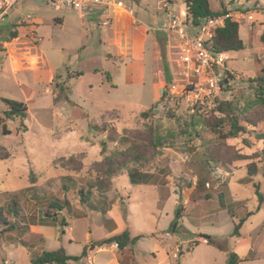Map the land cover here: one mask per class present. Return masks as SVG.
Returning <instances> with one entry per match:
<instances>
[{
    "label": "rangeland",
    "instance_id": "rangeland-1",
    "mask_svg": "<svg viewBox=\"0 0 264 264\" xmlns=\"http://www.w3.org/2000/svg\"><path fill=\"white\" fill-rule=\"evenodd\" d=\"M121 1H132L135 15L144 16L143 9L134 0ZM156 1L145 0L151 5ZM174 1L175 13L183 29L194 34L196 28L190 19L187 21L183 2ZM208 1L212 11H218L222 6L239 24V34L246 48L239 53H229L226 68L233 72L229 85L234 97L230 98L243 106V100L252 95L248 80L264 74L261 71V67L264 69V48L260 42V36L264 35V0ZM236 12L256 14L254 20L244 17L235 19ZM64 13L63 9L55 11L46 0H18L0 24V118L9 131V134L3 135L0 126V156L7 154L6 159L0 160V204L6 194L19 193V214L10 219L22 226L20 231L8 234H28L25 225L32 221L36 212H42L41 206L46 205L47 199L68 200L69 209H63L56 217L59 226L57 239H44L39 244L40 250L63 248L70 256H80L86 247L94 264L106 263L112 258L111 254L94 252L89 245L90 241L108 236L101 218L103 200L107 197L104 195L101 201L94 202L93 209L90 207L92 201L79 204L75 190L87 184V178L102 169L104 157L129 148V140L143 136L141 133L152 124L165 131L173 129V145L166 144L157 150L145 144L140 146L141 160L126 162L119 175L112 178L116 188L122 184L128 188L125 193L118 191L123 199L120 193L116 194L113 203L115 213L120 211L127 216V224H131L135 236L149 233L133 244L130 260L134 264H153L158 260L160 251L155 249V245L173 244L178 238L172 253L175 260L171 259V264H227L228 255L235 253L233 249L237 240L248 234L253 239L252 251H249L246 260L236 264H264L263 253L257 248L262 246L258 234L262 236L264 230V178L259 174L249 177L245 169L250 162L258 163L259 158L230 161L236 155L259 153L263 148L262 141L256 140L254 135L220 140L211 131H201L199 137L192 139L179 135L177 123L193 114L210 112L219 100L191 108L184 103L183 97L166 95L165 91L172 86L182 92L186 85L175 35L156 32L164 38L160 42L165 48L164 57L160 62L153 61L151 45L147 41L145 46L149 53H146L141 66L136 62L128 63L127 59L118 60L115 50L105 44L100 45L98 33L81 27L77 16L72 15L58 24L56 19ZM27 17L40 21L36 29L19 23L27 21ZM156 18L153 16L151 19L155 28L161 24ZM13 32L15 37L11 35ZM10 60L18 64L14 65V70H18L20 65L28 70L24 68V71L13 72ZM37 66L41 68L31 71ZM115 67L121 68L120 72ZM127 69L130 70V80L124 71ZM157 71L162 72L165 83L155 94L153 83L158 81ZM49 74L54 75L53 83L48 81ZM77 79L80 81L77 82ZM3 99L24 103L26 117L6 119L3 113L7 106ZM153 105L152 113L141 117V113ZM259 112L255 114L257 127L252 130L264 133L263 114ZM204 152L213 156L210 159L217 160L211 162L214 176L204 189L195 191L196 170ZM128 169L151 174L155 181L150 183L155 184L152 186L157 189L147 186L139 189L128 185ZM64 177L74 181H70L74 189L71 187L72 190L64 191L63 185L69 186V180ZM29 187L35 188L40 200L23 195L22 192ZM128 197H139L147 209L166 202L161 218L154 221L152 216L150 221L153 225L142 222L144 225L141 227V215L136 217L125 212L119 203L120 200L127 202ZM174 197L178 199L176 208L172 206ZM220 200L225 208H222ZM177 209L182 210L181 223H176L173 229L171 224L178 220ZM244 217L246 221L238 230L239 236L233 235L234 225ZM62 219H65L63 227L60 223ZM166 233L171 238H167ZM203 236L219 242L222 250L207 244ZM36 247L27 249L25 244L10 242L5 234H0V264H30L29 256L38 252ZM69 264L88 262L84 256L80 261Z\"/></svg>",
    "mask_w": 264,
    "mask_h": 264
},
{
    "label": "trees",
    "instance_id": "trees-1",
    "mask_svg": "<svg viewBox=\"0 0 264 264\" xmlns=\"http://www.w3.org/2000/svg\"><path fill=\"white\" fill-rule=\"evenodd\" d=\"M183 4L185 5L186 19L187 21L190 19L191 24L193 25H198L202 20L208 18H215L227 14V11L222 6L220 10L212 11L210 9L208 0H183ZM11 35L12 37H15L16 34L13 32ZM260 42L264 48V35L260 36ZM211 47L216 52L239 53L244 51L246 46L239 34V24L231 19H225L223 25L214 31ZM261 71H264L262 67ZM231 77L232 76L229 73H226L225 84L222 86V94L213 110L205 114L196 113L191 115L187 120L177 123V129L179 130V135H186L189 139L199 137L201 131H211L220 140L238 139L243 135H254L256 140H260L263 143V148L260 150V152L254 153L251 156L236 155L235 158L230 161L250 160L255 157L259 158L258 163L250 162L246 165L245 169L249 177H256L259 174L260 177L264 178V133L252 130L253 128L257 127L258 124L257 118L255 116V114L259 112L258 110L262 111V113H259L261 115L263 114L264 119V74L248 80L249 89L251 90L252 95L246 100H243V106L230 98L232 96V89H230L229 85ZM232 97H234V95ZM2 101L7 106V110L3 113L6 119H10L12 117L24 119L26 117V106L24 103L9 99H3ZM154 107L155 105L150 107L147 111L142 112L141 117L151 114ZM0 126L2 127L1 131L3 135L9 134V131L7 130L2 118H0ZM141 134L143 136L134 137L129 140V148H126L124 151L114 152L113 154L104 157L103 161L101 162L102 169L97 170L93 176L88 177L86 181L87 184L80 186L75 190L78 194L79 204L84 205L92 201L90 207L95 209L93 203L101 201L102 197L111 190L112 178L119 175V170L124 166L123 164L131 160H141L143 154L140 152V146L145 144L150 146L152 149L157 150L161 147L164 148L166 144L171 146L174 143L175 132L173 129L165 131L161 130L158 126L151 124L147 126L144 130V133L142 132ZM243 141L245 145H247V140L244 139ZM6 155L0 156V160L6 159ZM200 156H202V158H200V164L196 170L197 177L195 182V191L204 189L205 185L208 184L210 179L214 176L211 170V162L217 161L210 159V157L213 156L211 154H207L206 152L201 153ZM122 160L123 162H121ZM126 177L128 178V181L131 185H147L152 180L153 183L155 181V178L151 174L139 171L137 169H128L126 171ZM64 179L69 180V186H67V184L63 185L64 191L68 192L71 187L74 189V184L70 182L73 180H71L69 177H64ZM255 187L257 188L258 184L255 185ZM22 193L23 195L28 194L34 197L33 199L36 200L41 199V197L35 192L34 187L26 188ZM256 193L259 195L258 191ZM5 196V200L0 204V227H3L0 229V234H5L6 239L10 242H13L15 239H17V241L25 244L27 249L31 247V249H33V245H37L38 242H42V239L39 236L30 233L23 236V232L21 233V236H13L8 234L16 230L20 231L22 226L18 224L16 225L17 221L10 219V217L14 218L19 214V193L14 192L6 194ZM93 196L94 198H92ZM206 198H208L207 195ZM259 200L262 201L260 195ZM103 201L106 203V198ZM219 203L221 204L222 208H225L221 200ZM105 206L106 204L104 207ZM69 207L70 203L68 200L60 201L51 198L47 199L46 205L44 207L41 206V209H43V214L45 217L57 222V215L63 209H69ZM181 211V209H177V219L181 217ZM229 214L233 218V214L230 211ZM245 221L246 218L244 217L234 225L233 235L239 236L238 230ZM60 223L61 226H64L65 220L62 219ZM175 225L176 220L171 224V227L174 229ZM139 238L140 237L131 238L128 231L124 230L118 235H113L99 242H92L90 247L94 248L115 244L119 250H122L128 245H133L136 241H138ZM203 238L206 240L207 244L222 250V246L219 242L213 240L209 236H203ZM27 239H30V241H26ZM86 249V247L83 248L80 256H69L62 248L50 251H42L40 253H31L29 256V262L30 264L76 263L80 261L81 257L86 256ZM228 256L229 258L227 264H236L237 262L241 261L235 253H230Z\"/></svg>",
    "mask_w": 264,
    "mask_h": 264
},
{
    "label": "crops",
    "instance_id": "crops-1",
    "mask_svg": "<svg viewBox=\"0 0 264 264\" xmlns=\"http://www.w3.org/2000/svg\"><path fill=\"white\" fill-rule=\"evenodd\" d=\"M134 2L139 8L143 9L144 16L142 15L140 17H137V15H135L133 11L132 1L131 3L130 2L124 3L121 0H102L101 4L89 6L84 14H79L78 12L74 10L63 8V10L65 11L64 15L60 16V19H56V20L59 22L58 24H60V23H64L65 19L69 18L72 15L77 16L80 22V26L84 28H88L90 30L93 29L94 31H96L99 36V44L100 45L105 44L107 45V48L114 49L116 56L119 58L118 60L124 61L127 59L128 63L136 62L140 64L141 66L144 65L146 53H149V51L146 50V46H145L147 41H149L151 45V49H152L151 51L152 60L160 62L162 58L164 57V49H165L162 47V44L160 42L164 38L163 36L160 37L156 32H160L158 31V28L167 19L168 13H172L176 15L175 13L176 3L174 0H157L153 5H151L148 2H145V0H142V1L134 0ZM182 2L183 0H181V3ZM117 3H121V5L117 6L116 5ZM182 5L184 4L182 3ZM184 8H185V5H184ZM54 10L61 11V9L59 10L54 9ZM152 14H155V15H152ZM153 16L155 19H157L156 17H158L160 20L161 24L157 28L151 25L153 22V21L151 22V19ZM85 20L86 22H84ZM30 22H33V23H30ZM30 22L21 21L19 23H24L26 24V26L36 29L40 21L38 19L30 18ZM74 31L75 30H73V32ZM161 49L163 50L162 51L163 56L161 55ZM107 57L111 58V55L107 54ZM14 65L17 66L18 64L15 61L10 60L11 69L15 73L28 70L25 67L24 69L23 66L21 65L20 67H18L19 68L18 70H14ZM40 68L41 67H38L37 69L31 70V71H37ZM117 69L120 72L121 68H117ZM124 71H125V74H127L126 75L127 79L130 80V70L127 69ZM158 72L159 71H157V74H159L158 81L156 83L155 82L153 83L155 94L161 91L162 85L165 83L162 72H159V73ZM140 80H142V78H140ZM48 81L50 83H53L54 81L53 74H49ZM76 81L79 82L80 79H77ZM129 184L130 183L128 182V185ZM152 185H155V184L149 183L147 185H132V186L133 188H135V186L136 188H139L142 186L156 188L155 186H152ZM126 189L128 188L125 186V184H122L120 187L117 186L116 188V186L112 182L111 190L105 194V196L107 197L106 200L108 201V203L106 204L105 207H104L105 205L104 204L103 207L101 208L103 210L101 212L102 213L101 218L103 221L102 226H104V229L106 230V234H108V236L104 237L101 240H97L95 242L102 241L113 235H118V233L120 234L124 230L128 231L129 236L131 238H134V237L141 238L146 235L148 236L149 233L147 232L143 233L141 236H135L132 231L131 224H127V220H126L127 216L121 213L120 211H118L117 213H115L114 211L113 203L116 200V194L120 193L118 191H123V193H125ZM121 199H123V197ZM141 200L142 199H140L139 197H135L133 199L128 197L127 202H123V200H120L119 203L121 204L122 209H124L125 212L127 213L130 212L132 215H135L136 217H138V215H141L142 217L140 219L141 223L139 222L141 224V227H143L144 225V223L142 225V222H145V223L147 222V224L152 226L153 224L150 221L151 217L154 216V221L156 219L159 220L164 212V205L166 202L163 201V203L160 204L161 206L154 205L152 209H147L146 206L142 204ZM172 201H173L172 206L176 208L178 199L174 197ZM41 211L42 212H36L35 215H33L32 217V221L27 222V224L25 225V227L28 228V231H29L28 233L39 236L42 239V242L44 241V239L45 240L57 239L58 231H59L58 229L59 226L57 225V222L53 221L50 218L45 217L43 214V210ZM180 221L181 220L178 219L176 220V223L179 222L180 224L181 223ZM165 236L167 238H171V235H169V233H166ZM258 236L259 238L262 239L261 241L262 246H258L257 248L258 250L261 249L263 253L261 256L264 257V230L262 231V236H260V234H258ZM86 238H87V241L90 240V237L88 235ZM177 240L179 239L175 238L173 244L169 243L168 245H163L162 247H159L158 244H156L155 249L160 250V251L158 253V260L153 264H171L170 260L171 259L175 260L172 257V253H173ZM14 241H17V239H15ZM92 242L94 241H90V244ZM184 243H187V242L184 241ZM201 243L206 244L203 242ZM38 244L40 243L38 242L37 245H33V244L31 245H33L34 247L37 246L36 250H38V253H40L44 250H40L41 247ZM132 246L133 245H128L122 250H119L115 244L104 245L101 247H94V248L90 247L89 245L90 247L89 249H93L94 252H109L111 254L112 258H110L106 263L98 262L97 264H134V262L130 260L131 257L129 254L131 251L133 252ZM252 246H253V239L248 234H244L241 238L237 240L233 251L236 253V255L241 261L246 260L248 258L247 256H249L248 254L249 251H252ZM4 247H1V248H4ZM87 257H90V256L87 254L86 259ZM90 259L92 260V264H94L93 259L92 258Z\"/></svg>",
    "mask_w": 264,
    "mask_h": 264
},
{
    "label": "built area",
    "instance_id": "built-area-1",
    "mask_svg": "<svg viewBox=\"0 0 264 264\" xmlns=\"http://www.w3.org/2000/svg\"><path fill=\"white\" fill-rule=\"evenodd\" d=\"M18 0H0V24L5 20L8 11ZM48 5L54 9L68 8L84 14L91 5L101 4L102 0H46ZM108 4V3H107ZM120 6L121 3H117ZM254 14H234L235 19L239 17L254 20ZM233 15L227 13L215 18L202 20L196 28L194 34L183 29L177 15L168 13L167 19L158 28V31L165 34H172L177 37L176 49L178 50V60L182 67V75L186 80L183 91L178 92L175 86L167 89L166 95L174 98H182L184 103L191 108L203 105L209 101L219 100L222 86L225 84L226 73L233 75L231 70L226 68V62L230 59L229 53L216 52L211 47L214 31L223 25L225 19H232ZM237 21V20H233ZM30 18L27 17V21ZM33 23V22H30ZM88 264L91 259L87 257ZM3 264H8L7 262Z\"/></svg>",
    "mask_w": 264,
    "mask_h": 264
}]
</instances>
